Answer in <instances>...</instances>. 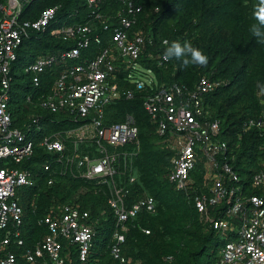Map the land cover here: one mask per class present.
<instances>
[{"label":"built area","instance_id":"built-area-1","mask_svg":"<svg viewBox=\"0 0 264 264\" xmlns=\"http://www.w3.org/2000/svg\"><path fill=\"white\" fill-rule=\"evenodd\" d=\"M31 1L0 3V264H19L12 250L23 244V211L18 193L35 184L32 170L21 165L34 155L36 136L42 131L38 124L54 123L45 119L43 112L58 114L61 121L67 119L75 124L39 139V146L49 158L42 165L43 171L107 185L106 203L114 222L107 248L120 264H130V258L122 254L127 221L144 210L154 213L155 201L143 194L128 203L129 184L134 181L133 159L139 149L138 128L128 113L120 122L106 123L105 105L122 97L131 99L136 91L146 88L151 92L143 99V108L156 124L160 142L172 152L169 182L178 191L192 188L196 211L224 239L212 264H264V194L248 193L250 186L264 192V159L248 184L226 159L220 161L227 144L220 137L219 121L209 119L202 107L203 94L212 91L216 83L206 76L199 77L193 89L178 82H157L151 69L140 61L141 55L156 60L158 66L169 60H163L162 53L147 52V46L153 44L152 37L137 27L143 9L134 0H116V8L106 13L100 7L109 0H85L87 17L90 22L96 21L101 30L88 22L60 26V38L72 41L73 46L41 55L24 68L31 72L35 87L44 85L47 90L35 102L42 112L29 115L21 127L16 126L8 103L17 49L23 38L45 32L58 20L59 5L42 9L34 19H20L22 9ZM103 31L109 34L107 40L101 35ZM92 44L98 48L97 53H84L81 58L82 51ZM124 71L122 79L127 88L115 82ZM25 102L32 103L31 96ZM251 127L264 129V114L245 122L243 129ZM261 135L264 137V133ZM65 143H69V149ZM259 149L264 152V142ZM197 165L203 169L202 190L194 186ZM125 174H130L126 182L122 179ZM210 208L216 216L209 215ZM97 220L73 202L52 204L40 219L47 233L21 252V260L27 264H90L93 224ZM144 232L149 233L146 229ZM170 259L167 257V261Z\"/></svg>","mask_w":264,"mask_h":264},{"label":"trees","instance_id":"trees-1","mask_svg":"<svg viewBox=\"0 0 264 264\" xmlns=\"http://www.w3.org/2000/svg\"><path fill=\"white\" fill-rule=\"evenodd\" d=\"M4 1L0 0V3ZM115 1H107L100 7L101 12H112L118 4ZM134 1L143 9L138 16L137 27L152 37L153 44L147 46L148 53H163L166 45L162 44V40L167 39L169 42L189 41L208 57L206 66L190 64L185 67L182 61L175 58L166 65L158 66L156 60L146 55H141L140 61L145 68L151 69L159 83L178 82L193 89L201 76L216 83L212 91L203 94L202 107L209 119L219 121L220 137L227 144V151L219 156L220 161L226 159L248 184L252 175L261 168L259 161L264 159V152L259 149L264 142L261 135L264 129H243L249 119L264 114V44L258 43L249 31L250 26L256 23L252 11L258 0ZM54 5H59L58 20L45 32H35L23 38L17 49V58L12 63V92L8 109L19 127L29 115L42 112L35 102L47 90L44 85L35 87L31 72H25L24 68L41 55L73 46L72 41L60 38L61 25L88 22L96 30H101L96 21L90 22L87 17L89 10L85 0H32L22 9L20 19H34L42 9ZM101 35L104 40L109 37L107 31L101 32ZM97 49L92 44L80 56L82 58L84 53L94 55ZM76 61L80 62V59ZM52 73L55 75V72ZM124 75L126 71L115 80L121 88H127V83L122 79ZM51 79L53 81V76L49 82ZM150 92L149 88L138 90L131 99L122 97L105 105L106 123L120 122L128 113L134 117L138 128L139 149L137 157L133 159L131 174L134 181L129 184L128 203L143 194L155 201L154 213L144 210L127 221L122 254L130 258V264H212L218 258L224 239L209 225L205 216L196 211L192 188L178 191L169 182L167 176L172 152L160 142L162 137L156 124L142 105ZM28 95L32 103L25 102ZM43 115L54 123L42 121L38 124L42 126V131L36 136L34 155L21 165L32 170L35 184L21 188L18 193L23 211L20 226L23 244L12 247L18 263L27 264L21 260V252L32 247L47 233V227L40 223V219L48 208L54 203L73 202L81 210L89 211L91 218H98L93 224L95 238L90 264H120L107 248L114 228L113 217L106 203L107 185H95L92 181L73 178L70 174L54 175L50 171H43L42 165L49 158L39 146V139L50 131L75 125L67 119L61 121L58 114L43 112ZM65 145L67 149L70 148L69 143ZM86 150L90 151L88 147ZM129 175H124V182ZM202 175L203 169L197 165L193 174L197 190H202ZM52 178L53 182L47 183ZM248 193L264 194L251 186ZM103 210L105 213L101 215ZM209 215L216 216L213 208H210ZM144 229L149 233H145ZM167 257L171 259L167 261Z\"/></svg>","mask_w":264,"mask_h":264},{"label":"clouds","instance_id":"clouds-1","mask_svg":"<svg viewBox=\"0 0 264 264\" xmlns=\"http://www.w3.org/2000/svg\"><path fill=\"white\" fill-rule=\"evenodd\" d=\"M252 16L256 23H253L250 26L249 31L257 38L258 43L264 44V0H258V2L253 6ZM164 44L166 47L162 53V59L165 61L175 58L176 60L182 61V64L185 67L190 64L206 66L208 63V57L203 53V51L194 47L189 41L181 43L177 40H173L171 42L165 40Z\"/></svg>","mask_w":264,"mask_h":264}]
</instances>
